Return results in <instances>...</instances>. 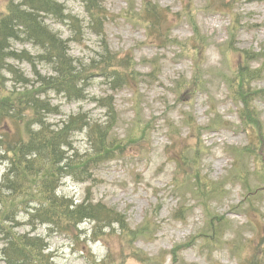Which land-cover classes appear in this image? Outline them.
I'll use <instances>...</instances> for the list:
<instances>
[{
  "label": "rangeland",
  "instance_id": "obj_1",
  "mask_svg": "<svg viewBox=\"0 0 264 264\" xmlns=\"http://www.w3.org/2000/svg\"><path fill=\"white\" fill-rule=\"evenodd\" d=\"M62 1L69 13L84 18L78 1L59 0ZM223 1L232 6L231 12L208 8L214 7L217 0H105L110 15L105 40L113 53L132 59L136 78L131 86L113 93L109 83L104 84L105 80L99 78L90 93L98 97L114 96L118 120L111 140L114 154L124 150L123 157L92 166L87 182L65 178L59 193L78 202H102L123 214L129 228L139 229L147 222L151 230L129 239L115 225L105 228L104 235L95 242L90 223L80 224L69 234L50 232L42 224L36 228L30 225L22 212L17 218L21 222L19 231L39 233L46 240L48 237L45 252L51 264H92L93 261L101 264H250L254 251L261 255L264 242L258 235L262 230H253V221L262 213L264 227V155L260 157L262 163H255L254 156L242 162L254 173L248 188L232 183L225 175H230L231 155H235L232 149L254 147L246 130L251 124L245 123L237 111L245 103L241 100L238 104L235 95L249 100L247 107L253 116H258L257 123L260 121L264 133V0ZM5 2L0 0V8ZM146 3L168 7L161 35L167 41L153 38L150 24L139 19ZM54 20L48 18L47 22L55 32L70 40V57L85 63L99 59L96 53L102 52L101 36L86 33L85 39L78 43L73 41L70 20H63L65 25ZM18 48L32 53L38 51L31 44L20 43ZM152 60L158 63V69L148 75ZM40 61L37 59L34 63L41 73L52 74L49 65ZM7 62L34 77L31 65L11 58ZM240 63L263 73L258 79L244 82L241 91H234L230 81ZM14 82L13 78L6 84L14 85ZM179 83H184L185 88L178 89ZM193 84H199L197 92L189 94L185 89ZM176 86L179 93L174 92ZM54 96V102L61 105L66 115L82 107L95 120L106 119L104 110L89 100L68 103L62 96ZM210 104L226 125L201 135L198 142L204 152L189 171L190 178L176 189L174 177L180 175L176 173L172 157L182 150L183 144L194 145L195 140L188 135V128L181 126L183 113L192 112L201 125H206L216 118L210 114ZM60 118L58 114L49 120ZM167 121L177 127L172 141L176 140L171 144ZM146 127L150 130L146 131ZM86 132L84 129L74 136L78 159H84L90 149ZM6 162H0V175L6 171ZM195 166L207 176L205 182L210 185L205 191L211 193L205 200L202 198L205 208L201 207V197L194 193L193 174L198 171ZM181 193L186 195L183 197ZM202 194H205L203 190ZM181 205L186 210L184 218L178 219ZM3 245L0 241V264H4Z\"/></svg>",
  "mask_w": 264,
  "mask_h": 264
},
{
  "label": "trees",
  "instance_id": "obj_2",
  "mask_svg": "<svg viewBox=\"0 0 264 264\" xmlns=\"http://www.w3.org/2000/svg\"><path fill=\"white\" fill-rule=\"evenodd\" d=\"M76 1L83 6V19L69 13L65 3L59 0H6L0 8V162L7 161L6 171L0 175V241L4 242L1 252L6 264H51L50 256L45 252L48 249L46 237L19 231L21 222L17 218L22 212L30 225L36 228L42 224L50 232L69 234L77 230L81 223H90L94 240L104 235L105 228L115 225L129 239L138 238L149 230L147 222L139 229L129 228L123 214L102 202H75L58 193L64 178L85 181L91 177L92 166L112 158L114 154L111 138L118 120L116 100L113 95L98 97L90 93L92 85L97 78H101L105 80L104 84L109 83L110 90L118 91L131 86L136 78L132 59L113 53L105 40V25L109 19L105 0ZM48 18H55L54 21L60 24L65 23L63 20H70L73 41L78 43L85 39L86 33L101 36L99 47L102 52L96 53L99 59L93 58L85 63L70 57V40L55 32L47 22ZM139 19L150 24L152 33L155 32L158 37L162 35V25L166 21L164 9L146 3ZM20 43L31 44L38 50L37 53L18 48ZM8 58L31 65L34 77L18 65L11 66ZM37 59L41 60V64L49 65L53 73L42 74L34 63ZM262 73L258 68L251 70L247 63H240L230 86L234 91H241L244 82L258 79ZM13 78L14 85L6 84ZM198 86L193 84L185 90L193 94ZM182 88L185 84L179 83L178 89ZM54 95L62 96L68 103L89 100L104 110L106 119L95 120L91 112L82 107L80 111L66 115L61 105L54 102ZM235 99L238 103H245L239 109L240 116L245 123L251 124L246 130L255 150L249 146L235 148L239 158L233 160L230 175L225 176L231 178L232 183L238 182L248 188L254 173L242 162L253 156L255 163L263 162L260 157L264 155V133L260 121L257 123L258 116H253L251 108L247 107L249 100L240 99L238 95ZM58 114L61 116L58 121L49 120L50 116ZM70 115L67 119L66 116ZM215 124L213 121L211 126ZM188 125L194 133L201 128L192 117ZM84 129H87L90 149L84 159H78L73 145L74 136L77 132H84ZM186 145L175 155L176 173L180 175L176 178L178 187L190 178L189 171L193 170L204 152V147L197 141L194 145ZM193 177L196 185L194 193L201 197L203 203L202 198L205 200L211 193L205 191L210 186L205 182L207 176L198 170ZM206 210L209 211V207ZM178 213L181 216L180 210ZM262 219L260 213L259 219L253 221V230L261 228L262 234L258 238L264 242ZM249 262L264 264V247L261 255L254 251ZM93 264L101 263L93 261Z\"/></svg>",
  "mask_w": 264,
  "mask_h": 264
},
{
  "label": "bare ground",
  "instance_id": "obj_3",
  "mask_svg": "<svg viewBox=\"0 0 264 264\" xmlns=\"http://www.w3.org/2000/svg\"><path fill=\"white\" fill-rule=\"evenodd\" d=\"M63 2V1H62ZM64 3V2H63ZM94 120V119H93ZM76 136V135H75Z\"/></svg>",
  "mask_w": 264,
  "mask_h": 264
}]
</instances>
